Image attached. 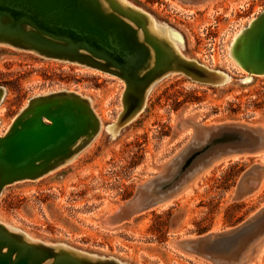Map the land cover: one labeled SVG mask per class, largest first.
<instances>
[{
    "label": "rangeland",
    "instance_id": "374dc122",
    "mask_svg": "<svg viewBox=\"0 0 264 264\" xmlns=\"http://www.w3.org/2000/svg\"><path fill=\"white\" fill-rule=\"evenodd\" d=\"M116 1L144 14L151 33L180 56L225 71V82L211 85L169 75L153 86L140 114H129L121 122L125 84L119 77L0 45V137L8 134L18 115L37 114L54 104L47 101L23 113L31 98L62 91L88 99L89 105L82 99L76 105L90 117L94 113L100 123L90 141L80 148L83 140L77 142L65 162L42 163L27 172L36 179L6 185L0 191V222L36 245H53L86 264L99 259H114L115 264H216L174 242L225 231L258 214L264 207V176L253 193L240 200L232 197L252 166H264V153L220 160L172 200L130 220L111 224L106 218L140 184L168 179L169 160L189 142L197 124L264 126V75L250 78L235 58V45L254 27L264 0ZM180 118L185 120L178 125ZM13 177L4 172V182ZM257 243L259 249L246 264H264V234Z\"/></svg>",
    "mask_w": 264,
    "mask_h": 264
},
{
    "label": "water",
    "instance_id": "95a60500",
    "mask_svg": "<svg viewBox=\"0 0 264 264\" xmlns=\"http://www.w3.org/2000/svg\"><path fill=\"white\" fill-rule=\"evenodd\" d=\"M0 45L81 63L119 77L125 84L121 122L129 114H140L153 86L169 75L182 74L211 85L223 84L228 75L180 56L169 43L151 33L144 14L116 0H0ZM235 58L250 78L264 75V10L256 17L254 27L237 41ZM79 99L89 105L88 99L66 91L29 100L23 113L35 105L44 106L47 101L54 104L37 114L18 115L8 134L0 137V191L8 184L36 179L27 172L42 163L65 162L70 153L90 141L100 123L94 113L90 117L85 109L77 107ZM184 120L180 118L178 125ZM80 140L83 141L73 148ZM260 153H264V126L197 124L189 142L169 160L168 179L140 184L135 195L118 206L106 221L119 224L169 201L220 160L236 155L256 157ZM4 172L14 177L4 182ZM263 176L264 166H252L236 185L233 200L253 193ZM263 234L264 207L236 227L178 239L174 244L204 254L216 264H246L259 249L257 242ZM242 244L244 251L240 249ZM245 252L249 254L242 257ZM116 262L99 259L93 264ZM0 264L86 263L53 245H36L0 222Z\"/></svg>",
    "mask_w": 264,
    "mask_h": 264
},
{
    "label": "bare ground",
    "instance_id": "6f19581e",
    "mask_svg": "<svg viewBox=\"0 0 264 264\" xmlns=\"http://www.w3.org/2000/svg\"><path fill=\"white\" fill-rule=\"evenodd\" d=\"M211 1V0H210ZM207 2V1H206ZM212 2V1H211ZM207 4V3H206ZM204 5V4H203ZM235 157V156H234ZM230 159V158H229ZM225 160V159H224ZM228 159H226V161H227ZM219 163V162H218ZM179 196V195H178ZM172 200V199H171ZM168 204H170V203H168ZM245 244H242V247L240 248V249H242V251H244V248H243V246H244ZM240 249L239 250H237L238 252L240 251Z\"/></svg>",
    "mask_w": 264,
    "mask_h": 264
}]
</instances>
